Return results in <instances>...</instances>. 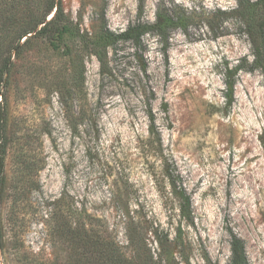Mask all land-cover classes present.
<instances>
[{"label": "rangeland", "instance_id": "374dc122", "mask_svg": "<svg viewBox=\"0 0 264 264\" xmlns=\"http://www.w3.org/2000/svg\"><path fill=\"white\" fill-rule=\"evenodd\" d=\"M167 1L203 7L211 24L173 30L167 54L154 37L138 50L110 47L101 69L89 40L135 22L137 0H56L57 28L70 30L56 49L55 29L16 47L22 31L49 21L50 0H0L6 132L29 135L41 159L15 202L7 156L0 264L94 261L81 258L84 230L128 259L150 253L164 264H232L236 237L244 264H264V74L249 71L235 15L221 14L246 0ZM155 3L146 0L147 20ZM166 168L186 195L171 196Z\"/></svg>", "mask_w": 264, "mask_h": 264}, {"label": "trees", "instance_id": "16d2710c", "mask_svg": "<svg viewBox=\"0 0 264 264\" xmlns=\"http://www.w3.org/2000/svg\"><path fill=\"white\" fill-rule=\"evenodd\" d=\"M146 10V0H137V20L135 22L130 23L126 29L119 32L104 29L94 39L89 40L92 52L96 56L101 69H104L107 65L108 49L110 47H117L122 43L130 42L138 50L145 47L146 38L154 37L162 51L167 54L173 30L180 28L187 32L193 26L210 25L212 19L201 6L188 9L175 1L156 0L153 20L145 18ZM62 14L61 4L57 3L56 0H50L46 11L49 21L46 22V19H44L32 28L22 31L18 36L16 47L18 48L20 43L27 44L31 38L46 35L49 30L53 32L55 29L54 32H57L58 36L50 39L52 47L56 49L59 46L56 40L62 39L63 34L70 31L67 25L57 28V22ZM221 14L224 16L222 20L235 15L236 24L242 28L251 46L252 63L249 71L259 69L264 74V0L241 1L236 9L229 12L224 11ZM3 67L0 71V186L4 185L6 159L9 154L13 167V193L16 202L26 193L25 191L33 182V177L41 170V159H33L36 156L32 155V139L29 135L20 134L13 138L6 132L8 116L2 113L1 103L4 99L2 91L3 77L8 70L5 66ZM148 118L150 124L149 135L152 137L151 140L154 141L159 132L156 129V120L152 110H149ZM261 143L264 147V133L261 136ZM163 175L169 181L171 196L180 198L179 193L187 194L184 185L180 183L179 174H172L166 168ZM81 251V258H96L94 261H88L87 259L84 264H164L161 258H154L150 253L142 261H135V259H132L133 257L128 259V256L122 254L121 251L115 249L109 243L101 242L99 239L92 240L85 230L82 237ZM231 251L232 264H244L245 246L240 239L233 238Z\"/></svg>", "mask_w": 264, "mask_h": 264}]
</instances>
